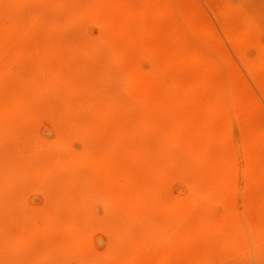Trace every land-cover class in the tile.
<instances>
[{
	"label": "rangeland",
	"instance_id": "rangeland-1",
	"mask_svg": "<svg viewBox=\"0 0 264 264\" xmlns=\"http://www.w3.org/2000/svg\"><path fill=\"white\" fill-rule=\"evenodd\" d=\"M0 264H264V0H0Z\"/></svg>",
	"mask_w": 264,
	"mask_h": 264
}]
</instances>
